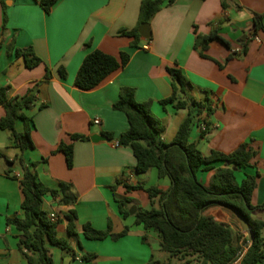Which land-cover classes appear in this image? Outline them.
<instances>
[{"label":"crops","instance_id":"obj_1","mask_svg":"<svg viewBox=\"0 0 264 264\" xmlns=\"http://www.w3.org/2000/svg\"><path fill=\"white\" fill-rule=\"evenodd\" d=\"M142 1L57 0L46 13L42 0H0V89H6L10 99L30 92L35 99L24 110L30 121L16 123L17 132L30 130L34 149L21 152L11 132L0 129V264H28L19 249L20 232L8 224V219L24 215L20 182L13 177L22 176L21 157L27 166L37 163L43 184L55 189L60 183L71 184L78 198L73 205H64L51 195L44 198L43 210L57 216L58 236L71 247V252L51 247L55 264H197L194 258L171 257L162 250L157 231L136 224L138 210L160 205L158 198L152 204L146 189L167 191L172 182L161 178L157 169L137 174L132 149L116 146L129 128L126 115L113 108L123 87L135 89L137 101L153 102L152 111L163 127L159 141L164 144L174 141L189 113L188 108L175 109L176 102L209 99L214 109L209 128L203 134L201 121L196 122L190 142L197 143L206 156L212 151L231 153L249 142L256 156L236 176L241 182L247 174H258L252 205H264V32L254 34V14H264V0H226L225 7L224 0L167 1L149 23L150 39L141 36L134 47L132 38L122 31L137 26ZM214 29L228 45L214 40L206 50L196 49V36L209 35ZM25 48H32L42 60L39 66L29 69L24 58L16 55V49ZM244 49L245 54L239 55ZM94 50L115 57L126 53L129 62L97 88L84 91L75 86V79L85 57ZM168 68L180 69L189 85L185 95L164 106L161 101L173 94ZM48 69L52 77L46 81ZM59 69L67 72L66 78ZM5 114L0 105V120ZM96 120L100 123L95 124ZM73 135L88 140H74ZM62 143L73 146L72 168L58 150ZM214 166L223 168L225 163ZM212 177L213 172L198 173L207 186ZM139 184L144 190H127ZM116 198L130 200L128 217L120 213ZM71 211L77 214L75 235L68 231L66 216ZM205 215L229 225L238 235L227 207L216 205ZM256 217L264 219V212L254 213ZM85 224L110 230V236L89 240ZM126 228L127 235L113 237ZM241 232L240 244L248 238ZM242 249L243 256L247 248ZM86 254L94 255L93 260H85ZM240 262L241 258L234 264Z\"/></svg>","mask_w":264,"mask_h":264},{"label":"trees","instance_id":"obj_2","mask_svg":"<svg viewBox=\"0 0 264 264\" xmlns=\"http://www.w3.org/2000/svg\"><path fill=\"white\" fill-rule=\"evenodd\" d=\"M167 1L168 4H172L175 0L142 1L137 26L132 30L122 31L124 36L132 38V46H138L141 39L139 32L141 25L149 24ZM56 2L57 0H42L41 4L46 13H50ZM223 6H226V0L223 1ZM263 21L264 14H254V34L259 31L264 32ZM214 40L225 43L219 36L218 29H214L209 35H197L195 48L206 50L209 42ZM245 51L244 49L239 55L245 54ZM15 52L18 57L24 58L29 69L42 63L32 48L16 49ZM235 55L236 53H233L232 57ZM128 62L129 55L126 53L115 57L94 50L85 57L80 66L75 86L84 91L93 90L114 72L124 68ZM168 73L172 79L173 94L170 98L161 101L164 106L176 102L178 95H185L189 85L180 69L168 68ZM59 74L62 78L67 77L64 69H59ZM51 77L52 73L48 69L45 80L48 81ZM34 102L31 92L23 98L10 99L6 95V89H0V105L6 112L0 120V129L11 132L14 145L21 152L35 147L29 129L24 132L16 130L19 119L30 121L24 110L30 109ZM152 105L151 100L137 101L135 89L130 87L120 89L119 98L113 105L114 110L123 112L128 119L129 128L119 136L118 146L132 149L137 160L136 173L145 174L151 169H157L161 178L168 177L172 182L167 191L157 187L146 189L152 204L158 198L160 205L151 210H138L135 213L136 224L142 225L147 230L157 231L162 239V250L171 257L180 260L194 258L197 264H234L243 246L247 244L248 238L240 244L239 240L244 236L241 229H238L239 233L235 235L229 225L205 215V211L209 208L222 205L229 209L238 222L237 216L231 209L240 212L253 229L254 242L247 247V252L239 257L240 264H264V219L253 218L254 213L264 212V205L262 207L252 205L258 174H247L241 182H238L236 176V171L250 167L256 156L250 143H242L231 153L212 151L206 156L198 148L197 143L190 142L192 127L196 122L204 123L203 134H206L209 128L208 118L214 113L209 99L205 103L177 101L175 109L188 108V116L180 126L174 141L171 144L161 143L159 137L163 127L154 115ZM72 139L88 140V137L73 135ZM58 150L64 153L68 168H72L73 146L62 143ZM20 162L22 176L13 177L20 182L24 197L21 205L24 215L22 218L8 219V224L13 225L20 232L18 245L26 256L28 264H55L51 247L66 252H71V247L67 240L58 236L59 220L51 221L43 210L44 198L51 195L60 198L64 205H73L77 203V195L73 193L72 185L68 183H60L57 189L46 186L39 180L37 163L27 166L22 157ZM217 162L225 163V167L216 168L214 164ZM202 171L213 172L212 182L208 186L198 179V173ZM127 190H144V187L139 184L128 186ZM116 202L120 213L128 217L130 200L116 198ZM66 218L69 233L75 235L76 212L71 211ZM83 231L89 240H105L110 236V230H97L90 224H85ZM128 232L129 228H126L123 233L113 237L119 239ZM73 257H76L74 253ZM93 258L94 255L91 254L84 256L87 261Z\"/></svg>","mask_w":264,"mask_h":264},{"label":"water","instance_id":"obj_3","mask_svg":"<svg viewBox=\"0 0 264 264\" xmlns=\"http://www.w3.org/2000/svg\"><path fill=\"white\" fill-rule=\"evenodd\" d=\"M140 35L144 38V39H149L150 38V28H149V24L145 23L143 25H141L140 27ZM107 139V138H106ZM108 140V139H107ZM19 167H21V164H18ZM231 209V208H230ZM235 215L237 216L239 222H240V226L241 229L243 231V233H245L246 235H248V241L246 246L250 247L253 242H254V233H253V229L252 226L250 225V223L240 214V212L231 209ZM131 213H133V211H131ZM244 249H242L240 251V253L237 256V259H239V257L243 254Z\"/></svg>","mask_w":264,"mask_h":264},{"label":"built area","instance_id":"obj_4","mask_svg":"<svg viewBox=\"0 0 264 264\" xmlns=\"http://www.w3.org/2000/svg\"><path fill=\"white\" fill-rule=\"evenodd\" d=\"M94 123H95V124H99L100 121H99V120H96ZM201 127H202V129H205V125H204V123H202V122H201ZM116 146H118V144H116ZM49 218H50L51 221H53V222H56V221L58 220V219H57V216H56L55 214H51V215L49 216Z\"/></svg>","mask_w":264,"mask_h":264},{"label":"rangeland","instance_id":"obj_5","mask_svg":"<svg viewBox=\"0 0 264 264\" xmlns=\"http://www.w3.org/2000/svg\"><path fill=\"white\" fill-rule=\"evenodd\" d=\"M233 222L236 225L237 229H241L240 222L237 221V219L233 218ZM248 237V235H247ZM245 249L247 248L246 245L243 246Z\"/></svg>","mask_w":264,"mask_h":264}]
</instances>
